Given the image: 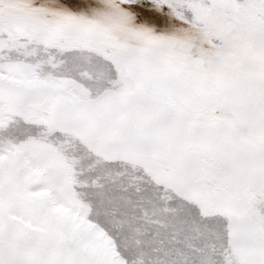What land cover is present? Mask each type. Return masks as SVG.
Listing matches in <instances>:
<instances>
[{"label":"snow or ice","instance_id":"1","mask_svg":"<svg viewBox=\"0 0 264 264\" xmlns=\"http://www.w3.org/2000/svg\"><path fill=\"white\" fill-rule=\"evenodd\" d=\"M0 264H264V0H0Z\"/></svg>","mask_w":264,"mask_h":264}]
</instances>
